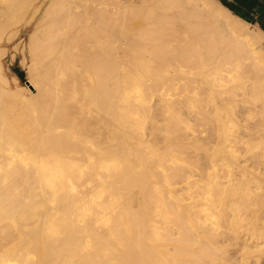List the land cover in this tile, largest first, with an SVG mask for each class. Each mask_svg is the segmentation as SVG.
<instances>
[{"label":"bare ground","instance_id":"bare-ground-1","mask_svg":"<svg viewBox=\"0 0 264 264\" xmlns=\"http://www.w3.org/2000/svg\"><path fill=\"white\" fill-rule=\"evenodd\" d=\"M37 17L0 264H264V34L217 0H0V61Z\"/></svg>","mask_w":264,"mask_h":264},{"label":"rangeland","instance_id":"rangeland-1","mask_svg":"<svg viewBox=\"0 0 264 264\" xmlns=\"http://www.w3.org/2000/svg\"><path fill=\"white\" fill-rule=\"evenodd\" d=\"M40 1H43V0H40ZM124 1H127V0H124ZM133 1L138 2V0H133ZM38 17H37V20L34 19V21L30 22L29 24H25V22H23L19 25L9 26L10 29L9 28L7 29V31L4 34V37L8 36L13 39H11L9 43H5V40H4L1 44L3 51L5 50V55L1 58V61H0L3 74L5 75V77L7 78L9 82L10 90L16 92L17 95L15 98L4 97V96L0 97V111H3L5 109L7 112L8 110L7 113L12 112V114L16 117L22 116V114L24 115V112L27 108V105L24 102L28 101L29 99L28 93L31 94V96L36 95V91L30 87H29L30 92L27 93L26 91L28 90L26 89V87L29 86L27 83L30 81L29 74L27 72V68L30 64V58L27 52V46L29 42V37L34 32L33 30H35V27H36L35 23H37L39 19ZM141 23H142L141 19L136 18L132 22V27L136 29L137 27L141 25ZM13 33L14 34L16 33V34L13 35ZM10 34H12L13 36H11ZM121 53L120 55H122ZM17 69H19L20 73L23 75L22 82L18 80L15 74ZM13 79H17V83H15ZM19 87H23L24 89L20 90ZM6 112L3 111V113H6ZM13 115H10V116H13ZM8 118H11V117H8Z\"/></svg>","mask_w":264,"mask_h":264},{"label":"crops","instance_id":"crops-1","mask_svg":"<svg viewBox=\"0 0 264 264\" xmlns=\"http://www.w3.org/2000/svg\"><path fill=\"white\" fill-rule=\"evenodd\" d=\"M234 16L264 34V0H217Z\"/></svg>","mask_w":264,"mask_h":264},{"label":"trees","instance_id":"trees-1","mask_svg":"<svg viewBox=\"0 0 264 264\" xmlns=\"http://www.w3.org/2000/svg\"><path fill=\"white\" fill-rule=\"evenodd\" d=\"M15 74H16L18 80H20L22 82L23 81V75L20 73L19 69L16 70Z\"/></svg>","mask_w":264,"mask_h":264}]
</instances>
